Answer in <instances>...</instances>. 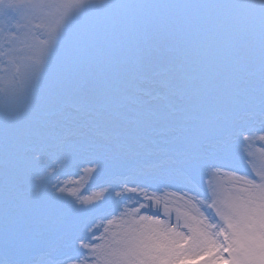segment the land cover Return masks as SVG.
Segmentation results:
<instances>
[{"label":"snow or ice","instance_id":"snow-or-ice-1","mask_svg":"<svg viewBox=\"0 0 264 264\" xmlns=\"http://www.w3.org/2000/svg\"><path fill=\"white\" fill-rule=\"evenodd\" d=\"M0 65V264H264V0H0Z\"/></svg>","mask_w":264,"mask_h":264},{"label":"rangeland","instance_id":"rangeland-1","mask_svg":"<svg viewBox=\"0 0 264 264\" xmlns=\"http://www.w3.org/2000/svg\"><path fill=\"white\" fill-rule=\"evenodd\" d=\"M56 3H69L72 2V0H55ZM89 2H96V0H89ZM78 22V21H74ZM2 67V65H0ZM160 71H165V66L161 65ZM5 86V77L2 73H0V100H2L3 96V88ZM179 89H177V92L179 94ZM178 99V97H177ZM237 117L239 119H243L248 127L252 128H259L260 127V121L258 116V110L249 106L242 107L238 113ZM3 126V121L0 119V127ZM68 132L73 135H79V129L77 128H70ZM102 135V133L100 134ZM165 151H169L168 149H165ZM256 157L257 163H260L261 161H264V155H261L258 148L253 149ZM163 157L159 155H153L150 159V164L157 166V167H149L147 169V174L150 175H158L162 171H169L172 172L177 180L179 181L181 178V174L173 167L169 166L167 168L159 167L161 165V160ZM134 167V164L132 162H128L126 164H121L115 167L111 170V172L108 174L105 178H111L113 181L123 179L125 177H128L132 174V168ZM66 173H70V175H64L61 177V179L65 180L69 186H74L77 191L81 192L86 197L94 196L98 191V185L102 182L101 177L99 176H90L88 174L79 173L76 169H67L65 170ZM60 243V240L58 237L53 236L49 240L45 241L41 248L38 250L36 255L44 254L47 252L48 248H52L53 245Z\"/></svg>","mask_w":264,"mask_h":264},{"label":"bare ground","instance_id":"bare-ground-1","mask_svg":"<svg viewBox=\"0 0 264 264\" xmlns=\"http://www.w3.org/2000/svg\"><path fill=\"white\" fill-rule=\"evenodd\" d=\"M60 247V243L58 244H55L53 245L52 248H48L47 252H45L44 254H41V255H36L37 257V260L40 262V264H48V259H49V256H48V253H53L55 254L56 251L59 249Z\"/></svg>","mask_w":264,"mask_h":264}]
</instances>
